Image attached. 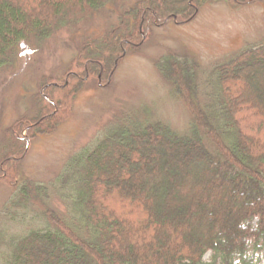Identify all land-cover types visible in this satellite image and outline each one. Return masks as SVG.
Returning a JSON list of instances; mask_svg holds the SVG:
<instances>
[{
    "label": "trees",
    "instance_id": "obj_1",
    "mask_svg": "<svg viewBox=\"0 0 264 264\" xmlns=\"http://www.w3.org/2000/svg\"><path fill=\"white\" fill-rule=\"evenodd\" d=\"M111 1L0 0V68L20 44L39 49ZM208 1L220 0L138 1L110 31L84 39L59 76L41 79L33 96L37 111L19 117L0 137V172L13 189L11 211L0 214V264L261 263L264 90L255 95L251 87L264 88V45L244 48L208 72L186 55L168 53L155 61L188 110L185 134L120 113L48 184L17 179L28 144L70 116L85 80L108 79L154 26L189 23ZM178 170L194 176L187 199L173 201L177 192L171 190L163 199L149 192L171 183ZM49 197L59 200L63 213L49 207Z\"/></svg>",
    "mask_w": 264,
    "mask_h": 264
},
{
    "label": "rangeland",
    "instance_id": "obj_2",
    "mask_svg": "<svg viewBox=\"0 0 264 264\" xmlns=\"http://www.w3.org/2000/svg\"><path fill=\"white\" fill-rule=\"evenodd\" d=\"M138 1L141 0L111 1L76 27L57 31L39 49L20 44L16 57L0 68V137L19 117H31L37 111L33 96L39 91L42 78L59 76L84 39L99 38L110 31L123 12ZM257 45H264V4L260 3L230 6L224 0L208 1L189 23L169 21L154 26L137 51L125 55L115 66L112 76L99 82L88 79L82 83L70 116L53 133L28 144L17 179L48 184L69 156L98 141L120 113L138 122H161L176 133L185 134L190 120L188 110L156 71L155 61L168 53L186 55L208 72L240 50ZM260 88L255 85L251 92L264 90ZM47 96L52 97L51 94ZM165 169L169 176L168 167ZM174 173L171 183L149 192L162 198L171 190L177 192L173 201L187 199L186 192L194 176L189 173V177H185L179 170ZM0 177V214L3 215L5 210L11 211L8 202L13 189L1 172ZM48 203L50 208L63 213L57 198L49 197ZM121 213L124 216L133 214ZM260 264H264V258Z\"/></svg>",
    "mask_w": 264,
    "mask_h": 264
}]
</instances>
